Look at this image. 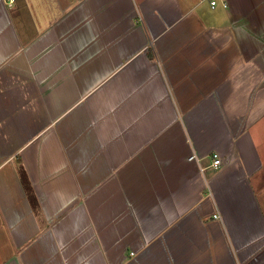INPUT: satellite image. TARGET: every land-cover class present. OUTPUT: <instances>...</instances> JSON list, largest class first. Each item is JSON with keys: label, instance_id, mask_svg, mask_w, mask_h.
Instances as JSON below:
<instances>
[{"label": "crops", "instance_id": "obj_1", "mask_svg": "<svg viewBox=\"0 0 264 264\" xmlns=\"http://www.w3.org/2000/svg\"><path fill=\"white\" fill-rule=\"evenodd\" d=\"M211 1L0 0V264H264V0Z\"/></svg>", "mask_w": 264, "mask_h": 264}, {"label": "built area", "instance_id": "obj_2", "mask_svg": "<svg viewBox=\"0 0 264 264\" xmlns=\"http://www.w3.org/2000/svg\"><path fill=\"white\" fill-rule=\"evenodd\" d=\"M210 3H211L212 8L216 7V1L212 0ZM224 5H226V4H224ZM210 166L215 168V169H219L221 166H223V161H222V159L218 153L213 155V161H212V164Z\"/></svg>", "mask_w": 264, "mask_h": 264}]
</instances>
